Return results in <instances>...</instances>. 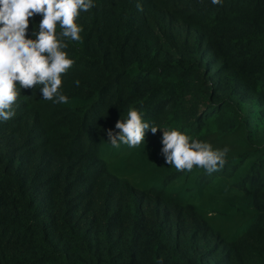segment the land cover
I'll use <instances>...</instances> for the list:
<instances>
[{
  "label": "trees",
  "instance_id": "1",
  "mask_svg": "<svg viewBox=\"0 0 264 264\" xmlns=\"http://www.w3.org/2000/svg\"><path fill=\"white\" fill-rule=\"evenodd\" d=\"M93 2L69 102L24 89L0 121V264H264V0ZM130 107L227 163L179 172L162 131L114 147Z\"/></svg>",
  "mask_w": 264,
  "mask_h": 264
},
{
  "label": "clouds",
  "instance_id": "2",
  "mask_svg": "<svg viewBox=\"0 0 264 264\" xmlns=\"http://www.w3.org/2000/svg\"><path fill=\"white\" fill-rule=\"evenodd\" d=\"M211 3L221 5V0ZM94 6L93 0H0V121L15 116L14 106L24 89L42 86L44 100L69 102L61 90L62 75L75 61L65 49L69 42L81 40L83 28L77 24V18ZM137 8L142 10L139 3ZM38 14L42 20L33 32L35 38H27L29 18ZM75 83L79 86L80 82ZM148 131L153 135L162 131L165 163L179 172L199 167L211 175L227 163L228 146L216 148L209 142L193 139L186 131L159 128L145 121L143 113L135 107H130L127 118L118 120L106 135L114 147L120 144L136 147L144 143Z\"/></svg>",
  "mask_w": 264,
  "mask_h": 264
}]
</instances>
